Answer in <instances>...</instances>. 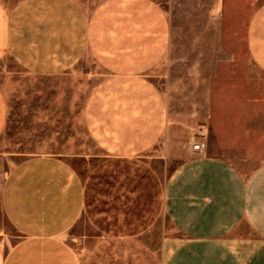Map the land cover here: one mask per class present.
<instances>
[{"label": "crops", "instance_id": "crops-1", "mask_svg": "<svg viewBox=\"0 0 264 264\" xmlns=\"http://www.w3.org/2000/svg\"><path fill=\"white\" fill-rule=\"evenodd\" d=\"M233 1L211 0V15L224 16ZM245 43L264 72V0L251 9ZM169 46L166 12L154 0H105L89 15L76 0H15L9 6L0 0V58L9 54L28 72L52 76L88 60L94 49L100 53L103 71H86L98 83L83 113L109 162L142 161L150 147L179 128L170 102L151 82ZM5 118L0 92V133ZM229 119L222 142L234 145L232 138L238 140L245 128L254 139L245 145L254 147L241 153L251 163L241 169L213 154L184 159L163 189V209L179 237L162 264H264V152L256 147L264 145V121ZM140 172L109 170L110 177L129 183L93 185L88 206L89 189L65 159L52 154L21 159L1 188L2 212L19 238L0 250V264H85L67 241L84 213L92 225L110 232V241L126 242L148 220L147 185L141 181L133 188L126 179ZM105 248L93 249L91 264Z\"/></svg>", "mask_w": 264, "mask_h": 264}, {"label": "rangeland", "instance_id": "rangeland-1", "mask_svg": "<svg viewBox=\"0 0 264 264\" xmlns=\"http://www.w3.org/2000/svg\"><path fill=\"white\" fill-rule=\"evenodd\" d=\"M14 1L6 0V5ZM76 1L89 15L105 0ZM154 1L166 12L170 46L157 67L159 76L151 78V82L170 102V112L178 116L179 128L150 147L142 161L109 162L88 127L84 106L98 82L96 75L86 71H103L97 49L88 60L52 76L28 72L9 54L0 58V92L6 108L0 133V197L9 169L21 159L38 154L59 156L74 168L89 189L88 206L94 202L93 185L108 188L129 183L125 178L109 176V170L115 168L137 173L140 170L141 176L128 175L126 179L132 180L133 188L141 181L148 187L146 227H134L131 237L119 245L110 241L107 229H98L90 223L87 213L83 214L67 241L85 264H91L93 249L99 246L106 248L95 257L97 264H162L179 237L164 212L163 189L184 159L194 155L188 147L189 137L204 126L205 154L222 156L243 169L251 162L243 161L241 152L254 147L245 145L254 139L247 138L243 128L238 140L232 138L234 145L226 144L227 139L223 144L227 121L232 117V121L243 122L254 116L264 121V72L251 61L245 43L251 9L263 0H234L224 16L211 15V0ZM104 37L102 46L107 45V35ZM238 106L243 112H237ZM256 147L264 152V145ZM18 238L2 212L0 200V250L7 251Z\"/></svg>", "mask_w": 264, "mask_h": 264}, {"label": "built area", "instance_id": "built-area-1", "mask_svg": "<svg viewBox=\"0 0 264 264\" xmlns=\"http://www.w3.org/2000/svg\"><path fill=\"white\" fill-rule=\"evenodd\" d=\"M206 132L204 126H199L189 137L188 147L194 155H204L206 150Z\"/></svg>", "mask_w": 264, "mask_h": 264}]
</instances>
